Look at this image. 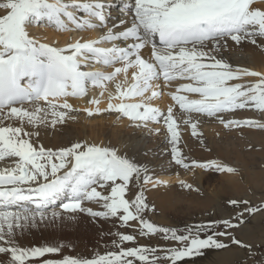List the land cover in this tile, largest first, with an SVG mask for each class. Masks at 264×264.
I'll return each instance as SVG.
<instances>
[{"label": "snow or ice", "instance_id": "snow-or-ice-1", "mask_svg": "<svg viewBox=\"0 0 264 264\" xmlns=\"http://www.w3.org/2000/svg\"><path fill=\"white\" fill-rule=\"evenodd\" d=\"M256 3L131 0L123 5L131 20L122 19L119 26L109 27L102 0L0 2L5 13L0 14V161H11V166L0 168V253L10 257L8 264H177L207 248H251L230 230L246 222V213L264 211V205L253 207L248 200H229L231 206L240 209L233 218L189 226L179 233L145 218L147 212H155V206L146 201L143 185L155 187L164 182L153 181L147 168L128 155L86 140L54 150L33 138L39 137L41 127L54 128L70 112L81 111L67 98L84 97L92 86L101 89V97L107 92L109 100L101 109V99H90L95 108L82 110L89 117L107 112L126 117L136 127L163 123L175 164L184 169L235 174V167L216 160L187 161L179 147L181 123L190 126L191 135L198 138L202 133L194 114L215 117L226 129L264 131V122L225 119L222 115L249 107L264 113V71L234 67L222 56L218 58L229 41L240 45L248 40L255 45L256 37H264V6ZM44 23L62 32L107 31L97 39L80 38L60 47L29 33V26ZM145 48L150 49L148 57L143 54ZM89 61L112 70L86 71ZM109 84L114 85V91H109ZM173 88L167 92L172 103L166 112L154 106L152 101L162 97L165 89ZM61 99L63 103H59ZM133 180L141 187L129 199ZM179 184L199 191L185 180ZM61 200L65 201L60 205L63 212L86 213L94 219L115 218L141 236L159 233L178 246L124 247L125 242L136 243L137 237L118 231V239L112 241L117 250L93 258L69 255L39 260L46 254L60 253L61 247H21L17 236L38 221L62 218L61 211L49 212L50 206ZM86 201L100 205L102 210L84 207ZM207 232L212 234L202 238Z\"/></svg>", "mask_w": 264, "mask_h": 264}, {"label": "bare ground", "instance_id": "bare-ground-1", "mask_svg": "<svg viewBox=\"0 0 264 264\" xmlns=\"http://www.w3.org/2000/svg\"><path fill=\"white\" fill-rule=\"evenodd\" d=\"M0 2H3V0H0ZM102 2L106 5L105 16L109 27L114 24L119 26V22L122 19L128 21L131 20V16L125 9H123V5L125 3H130L131 0H102ZM256 6H264V0H257ZM0 14H5L3 9H0ZM77 15H79V13H77ZM28 31L31 35H34L43 42H49L56 44V46L64 47L68 42L80 38L97 39L105 34L107 29L97 28L95 30H86L83 32L78 30L62 32L44 23L29 26ZM256 40L257 44L255 45L248 40L243 41L240 45H236L234 42L229 41L228 47L221 51L218 58L222 56L224 59L233 63L234 67H249L256 71H264V47H261V45H264V37H256ZM117 43L120 42L118 41ZM110 46L111 45L109 44V47ZM121 46L124 45L121 44ZM143 54L145 57L150 56V49L145 48ZM93 65H95L93 62H88V66ZM84 70H86V68ZM246 79L252 80L254 78ZM108 88L109 91H114L113 84H109ZM89 89L90 95L88 97L67 98L68 102L71 103L74 108L80 109L81 111L70 112L69 116L65 118V121L57 124L54 128L51 126L41 127L38 129L40 135L38 138L34 137V141L38 144H43L46 148L54 150L62 147V145L68 144L69 142H79L84 140L90 143H97L118 149L121 154L128 155L134 161L147 168L148 174L153 178V181L160 180L164 182L155 187H153L152 184L143 185L146 201L150 205H154L155 211H159L161 216H164L167 212L172 210L187 194L200 198L199 195L208 196L215 193L218 194L225 189L230 191H227L229 194H238L245 191L244 182H251L249 168L247 167L248 161L246 160V156H248L249 152L244 154L241 153V151H229V137L225 136L226 139L221 142V147L218 150L216 149L217 153H221H219L220 155H213L211 152L205 150H189V144L193 143L191 139V128L190 126L181 123V142L179 147L182 148V145L184 146V149L181 150L187 161L196 160L207 162L216 160L223 164L227 162L232 165L244 167L247 176L246 181L243 179L241 173H239V180L233 181L232 178H235L233 175L225 173L218 174L219 172L213 169H184L180 165L175 164L171 153L172 145L169 143V134L166 132L163 123H149L148 127H136L126 117H123L118 113L107 112L89 117L82 110L86 107L95 108L94 105L89 103L90 99L93 97L101 99V104L99 105L101 109L107 106L109 100L107 92L101 97V89L92 86H89ZM170 90L174 91V88L165 89V94L162 97L152 101L154 106H157L166 112L168 105L172 103L170 97L167 95V92ZM63 102V99L59 101V103ZM222 115L225 119H250L264 122V113L251 107L237 109L235 112L224 113ZM71 117H75V119ZM214 118L215 117L194 114V119L199 120L198 131L202 133L200 138L207 141L209 148L216 142V138L223 137L221 135L215 137L216 131H218L217 133L225 131L244 132V128L226 129L217 120L216 123L219 124L218 126L213 122ZM156 128H160L161 131L159 133L155 132L154 129ZM29 130L37 131V129ZM245 132L249 133V135L247 134V137L251 139H256V134L260 133L252 130H245ZM222 148L225 149V154L221 151ZM230 152L233 154L231 155ZM5 166H11V161H0V168ZM261 177H264V172L256 174L254 181L258 183ZM180 180H185L188 183H191L193 188H198L199 191H192L181 187L179 184ZM140 187L141 185L133 180L129 185L127 198L133 199L135 194H138ZM63 202L65 201H57L56 205L50 206L49 209L55 210L59 208ZM84 207L101 209L100 205L87 201L85 202ZM151 217L155 219V212H152ZM158 221L159 223H164L161 220ZM106 223H109V221L106 220ZM181 261H184V259ZM3 263L8 264L6 261H3Z\"/></svg>", "mask_w": 264, "mask_h": 264}, {"label": "rangeland", "instance_id": "rangeland-1", "mask_svg": "<svg viewBox=\"0 0 264 264\" xmlns=\"http://www.w3.org/2000/svg\"><path fill=\"white\" fill-rule=\"evenodd\" d=\"M213 122L219 126V124L216 123L217 119L214 118ZM243 128L244 132L225 131L217 133L218 131H216L215 137L218 135L223 137L216 138V144L213 143V146L210 148L207 141L200 137L192 136L191 139L193 143L189 144V150H205L211 152L213 155L219 154L220 152L217 153L216 149L218 150L221 147V142H223V140L226 139L225 136H227L229 137L228 142H230L229 151H241V153L244 154L249 152L248 156H246V160L248 161L247 167L250 172V183L246 181L247 176L244 167L225 162L228 166L237 169L235 174H230L235 177L232 178L233 181H238L239 173L242 174L243 179L246 181L244 182V192L229 194L228 192L230 191L225 189L226 191L224 190L218 194L215 193L208 196L199 195L200 198L187 194L181 199V202H178L176 206L164 216H161L159 211H155V219L151 217L152 212H147L145 218L157 226L175 228L179 233H183L184 229L189 226L206 224L213 220L219 221L233 218L240 209L231 206L228 203L229 200H248L250 206L253 207H261L264 205V177H261L258 183L254 181L256 174L264 172V131L257 128ZM245 130L260 132L256 134L257 140L247 137L249 133L245 132ZM71 143L73 142L62 145V147L70 146ZM181 149H184L183 145ZM221 151L225 154L224 148H222ZM230 153L231 155L233 154L232 152ZM218 174H221V172ZM52 210L53 209H49V212ZM55 210L62 212V218H57L54 221L51 219L38 221L35 226L25 228L23 232L19 233L17 236V243L21 247H61L60 253L46 254L45 257L38 258L39 260L62 259L64 256L69 255L82 258H93L97 254L102 255L108 251L117 250L114 248L112 241L118 239L115 235L118 231L125 234H134L137 237L136 243L125 242L123 245L124 247L143 245L147 247L167 248L178 246L174 241H165L162 234L159 233L150 237L141 236L134 229L121 225L119 220L115 218H112L114 220L109 219V223H106V220L102 218L94 219L86 213L77 212L71 214L63 212L60 207ZM93 210L99 211L102 209ZM71 216L75 218L71 219ZM244 219L246 221L244 224L238 229H232L230 231L234 233L237 239L250 245V249L241 248L238 245H231L226 250H213V248H207L202 250V254L186 257L184 261L180 260L177 264H264V211L255 214L246 213ZM158 220L164 223H159ZM219 230L224 229L221 228ZM210 234L212 233L207 232L201 235L202 238H206V236ZM220 239L228 242L226 237H221ZM160 254L163 255L162 252ZM9 259V256L0 253V262L6 261L8 263ZM162 264H170V262L163 261Z\"/></svg>", "mask_w": 264, "mask_h": 264}]
</instances>
